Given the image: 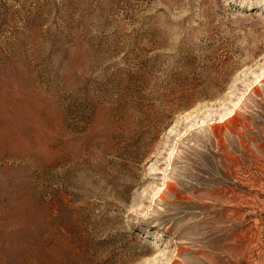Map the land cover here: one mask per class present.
I'll list each match as a JSON object with an SVG mask.
<instances>
[{"label":"rangeland","instance_id":"obj_1","mask_svg":"<svg viewBox=\"0 0 264 264\" xmlns=\"http://www.w3.org/2000/svg\"><path fill=\"white\" fill-rule=\"evenodd\" d=\"M0 264H264V0H0Z\"/></svg>","mask_w":264,"mask_h":264},{"label":"bare ground","instance_id":"obj_2","mask_svg":"<svg viewBox=\"0 0 264 264\" xmlns=\"http://www.w3.org/2000/svg\"><path fill=\"white\" fill-rule=\"evenodd\" d=\"M232 112H230L229 114H227V116H229Z\"/></svg>","mask_w":264,"mask_h":264}]
</instances>
